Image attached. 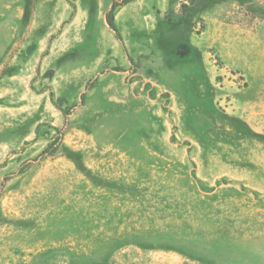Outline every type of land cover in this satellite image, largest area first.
Masks as SVG:
<instances>
[{"label": "rangeland", "instance_id": "1", "mask_svg": "<svg viewBox=\"0 0 264 264\" xmlns=\"http://www.w3.org/2000/svg\"><path fill=\"white\" fill-rule=\"evenodd\" d=\"M119 1L0 0V264H264V0Z\"/></svg>", "mask_w": 264, "mask_h": 264}, {"label": "trees", "instance_id": "2", "mask_svg": "<svg viewBox=\"0 0 264 264\" xmlns=\"http://www.w3.org/2000/svg\"><path fill=\"white\" fill-rule=\"evenodd\" d=\"M128 1H130V0L119 1L120 3H118V2H113L112 5H111V10H110V12L114 11V9H115L117 6H120V5H122V4H124V3L128 2ZM106 23H107L108 27L116 33V36H118V32H117V30H116V28H115V26H114V24H113V19H112V17H111V14H108V15L106 16Z\"/></svg>", "mask_w": 264, "mask_h": 264}]
</instances>
